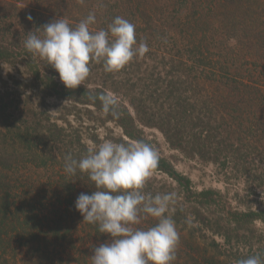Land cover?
<instances>
[{
  "label": "trees",
  "instance_id": "obj_1",
  "mask_svg": "<svg viewBox=\"0 0 264 264\" xmlns=\"http://www.w3.org/2000/svg\"><path fill=\"white\" fill-rule=\"evenodd\" d=\"M90 12L96 15L91 31L107 30L113 19L121 16L135 24L137 41L147 43L149 51L119 72H106L103 62H91L90 67L117 86L135 90V108L143 106L142 113L146 112L145 102L151 104L154 110L145 122L158 127L173 148L222 169L237 167L241 159L243 170H247L248 164L255 163H248L249 157L263 153L264 0H0V65L26 70L25 78L9 75L3 79L0 75V117L4 120L0 135L8 134L14 143L25 144L30 156L26 162L18 163L16 158V164H9L0 152L2 252L9 251L5 237L11 233L23 240L21 246L37 260L44 262L42 255L55 257L50 264H70L66 246L73 244L79 231L92 240L91 256L95 247L111 239L99 232L98 225L83 222L75 208L80 193L91 194L96 189L87 174H67L64 157L71 153L79 159L95 148L82 141L79 127H72L66 115L77 105H90L103 113L105 120L118 123L129 139L141 140L131 129L132 117L119 107L118 119L105 114L101 102L90 97L107 94L106 86L90 88L84 81L68 89L47 61L24 47L27 34L42 35L39 28L44 24L58 18L75 27ZM147 62L152 66L140 71ZM49 98L66 103L62 117L49 111ZM15 111L17 120L9 124L8 117ZM155 171L169 175L187 193L168 213L177 230L181 228L177 259L172 264H236L240 257L227 255L228 249L229 254L233 251L228 234L210 229L221 236L219 243L215 238L206 241L203 231L193 233L192 241L205 246L202 251L190 245L186 249L188 242L182 240L190 216L194 223L208 226L201 221L205 218L199 210H192L215 205L217 202L211 200L214 191L192 192L188 179L164 158L160 157ZM193 203L199 208L191 207ZM231 220L264 222V212H236ZM156 222L148 217L136 227L147 229ZM251 255L262 258V251L250 250L243 256Z\"/></svg>",
  "mask_w": 264,
  "mask_h": 264
},
{
  "label": "clouds",
  "instance_id": "obj_2",
  "mask_svg": "<svg viewBox=\"0 0 264 264\" xmlns=\"http://www.w3.org/2000/svg\"><path fill=\"white\" fill-rule=\"evenodd\" d=\"M27 18L33 19L31 15ZM95 23L92 12L75 27L57 18L39 28L42 35L29 32L24 47L47 61L68 89L77 88L90 76L91 62H103L106 72L116 73L149 51L146 42L137 41L136 26L128 19L116 16L107 30L93 32ZM90 99H98L105 114L119 118L117 97L99 93ZM159 160V152L143 140L105 141L79 159L65 155V172L87 174L96 189L91 194L80 193L75 208L83 222L98 225L100 233L111 237L95 247L92 264H172L177 259L180 234L168 214L177 203V194L143 191ZM148 217L157 221L154 226L136 227ZM236 264H264V259L251 255Z\"/></svg>",
  "mask_w": 264,
  "mask_h": 264
},
{
  "label": "rangeland",
  "instance_id": "obj_3",
  "mask_svg": "<svg viewBox=\"0 0 264 264\" xmlns=\"http://www.w3.org/2000/svg\"><path fill=\"white\" fill-rule=\"evenodd\" d=\"M228 8H231V6L229 5ZM151 66L147 62V65L141 66L140 71L147 70L146 67L150 68ZM0 75L3 79L9 78V75L15 76L16 78H25L26 70L21 67L0 65ZM168 80L169 78L166 81L168 82ZM85 81L89 83L90 88L104 85L106 86L107 94L117 97L119 108L122 110L126 109L129 116L132 117L131 122H133L134 127L131 129L135 130L134 134L141 137V140L144 142L151 144L159 152L161 158L167 160L176 172L188 179L192 192L196 193L203 190L214 191L215 194L211 200L212 203L213 200L217 202L215 205H204L203 210L201 208L192 210V213L199 210V215L205 218H200L201 221L208 226H203L202 223H194L192 221L193 217L190 216L187 231L185 230L184 232L186 236L182 239L188 242L186 249H189L188 246L190 245L192 249L200 248L199 250H203L205 246L202 242L195 243L192 241L191 235L193 233L198 234L199 231L205 233L206 241L215 238L220 243L222 241L221 236L212 234L210 232V229H212L224 235L228 234L231 237L233 251L229 254L228 249L227 254L230 258L238 256L240 257L239 259H242L245 257L243 255H246L250 250H257V252L260 250L262 251V258L264 259V222L256 220L250 224H246L242 221L239 223L234 222V218V221L231 220L236 212H247L249 210L264 212V150L261 154L257 155L255 153L253 157H249L247 162L250 163L253 160L255 163L248 164L247 170H243L241 164L243 160L241 161V159H239V165L237 167L232 165L235 168L222 169L217 164L202 160L198 156L185 153L180 149L173 148L158 127L146 124L145 121L148 115L154 109L148 102H145L146 112L144 113H142L143 106H136L135 108V105H137L136 98L134 97L135 90H125L117 86L116 83H113L106 76L101 77L95 70H91L90 76ZM59 103V101L53 98H49L46 101L52 115L58 116L60 113L62 117L66 112L64 108L66 103ZM17 114L18 111H15L9 115V124L12 120H17ZM2 119L0 117V123L4 121ZM66 119L72 127H79L82 133V141L90 148L97 149L105 141L116 143H121L122 141L131 143L135 141L124 135L123 129L118 123L105 120L104 114L94 110L90 105H77L75 108H71V113L66 115ZM59 124L63 125L64 123ZM24 145L14 143L8 134L6 136L0 135V152L5 155L2 160H7L9 164H16V158L19 159L18 163L29 160L30 156L27 154V149ZM259 151H262L261 146H259ZM143 191L145 194L151 195L175 192L177 194V202H183L186 193L182 191V188L175 180L160 171L153 172V175L146 182ZM191 199L196 200L192 197ZM190 206L199 208L195 203ZM44 229L45 226L42 225L41 230L43 232L45 231ZM178 229V231L181 230V228ZM42 237L43 234H41ZM5 239L9 240L10 248L8 252L0 251V264H50L51 259L55 258L49 257L47 259L41 255V258L46 262L39 261L31 254L29 249L21 246L23 240L20 238L10 233ZM49 247L55 248L56 246L52 247L50 245ZM11 248H14V251ZM66 249L71 255V257H68L70 264H92L90 255L93 249L92 240L86 234L79 231L77 236L74 237L73 244L66 246Z\"/></svg>",
  "mask_w": 264,
  "mask_h": 264
}]
</instances>
